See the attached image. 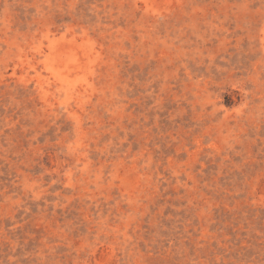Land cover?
<instances>
[{"label": "rangeland", "instance_id": "1", "mask_svg": "<svg viewBox=\"0 0 264 264\" xmlns=\"http://www.w3.org/2000/svg\"><path fill=\"white\" fill-rule=\"evenodd\" d=\"M0 264H264V0H0Z\"/></svg>", "mask_w": 264, "mask_h": 264}]
</instances>
